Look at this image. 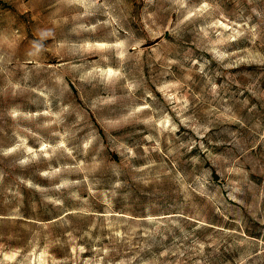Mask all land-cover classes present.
Listing matches in <instances>:
<instances>
[{"label":"rangeland","instance_id":"obj_1","mask_svg":"<svg viewBox=\"0 0 264 264\" xmlns=\"http://www.w3.org/2000/svg\"><path fill=\"white\" fill-rule=\"evenodd\" d=\"M0 264H264V0H0Z\"/></svg>","mask_w":264,"mask_h":264}]
</instances>
